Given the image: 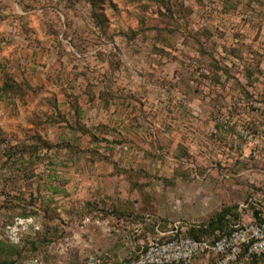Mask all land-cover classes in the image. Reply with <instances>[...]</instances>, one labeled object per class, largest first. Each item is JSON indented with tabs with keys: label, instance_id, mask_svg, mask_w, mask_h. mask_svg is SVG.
Listing matches in <instances>:
<instances>
[{
	"label": "rangeland",
	"instance_id": "obj_1",
	"mask_svg": "<svg viewBox=\"0 0 264 264\" xmlns=\"http://www.w3.org/2000/svg\"><path fill=\"white\" fill-rule=\"evenodd\" d=\"M262 133L264 0H0V264L224 236Z\"/></svg>",
	"mask_w": 264,
	"mask_h": 264
},
{
	"label": "built area",
	"instance_id": "obj_2",
	"mask_svg": "<svg viewBox=\"0 0 264 264\" xmlns=\"http://www.w3.org/2000/svg\"><path fill=\"white\" fill-rule=\"evenodd\" d=\"M247 137L248 134L246 133ZM255 155L262 147L264 162V133L253 140ZM263 199V198H262ZM253 204L241 206L240 222L231 234L219 240H196L175 232L170 237L157 239L128 264H190L198 257L213 259L214 264H240L247 258L264 256V203L252 210Z\"/></svg>",
	"mask_w": 264,
	"mask_h": 264
},
{
	"label": "trees",
	"instance_id": "obj_3",
	"mask_svg": "<svg viewBox=\"0 0 264 264\" xmlns=\"http://www.w3.org/2000/svg\"><path fill=\"white\" fill-rule=\"evenodd\" d=\"M222 217H224V216H222ZM224 219H225V218H222L220 221H218L220 226H222V222H221V221H224ZM214 230H215L214 227L211 228L212 233H213ZM232 231H233V230H232ZM232 231L228 232V233L225 234L224 236L231 234ZM190 237H191V238H194V239H196V240H208V239L201 238V237H198V236H190ZM221 237H223V236L218 237L216 240H219ZM208 241H209V240H208ZM243 256H245V257L247 258L246 253H245ZM204 258H205L204 256H203V257H198V258H196L195 260H198V259H204ZM254 258H262V260H263V259H264V256H263V257H250V258H248V259L253 260ZM195 260H194V261H195ZM130 262H131V261H130ZM130 262H129V263H130Z\"/></svg>",
	"mask_w": 264,
	"mask_h": 264
}]
</instances>
